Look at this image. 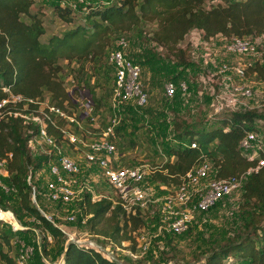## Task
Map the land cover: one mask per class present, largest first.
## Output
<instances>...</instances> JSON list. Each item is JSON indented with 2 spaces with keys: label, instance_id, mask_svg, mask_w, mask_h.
<instances>
[{
  "label": "trees",
  "instance_id": "16d2710c",
  "mask_svg": "<svg viewBox=\"0 0 264 264\" xmlns=\"http://www.w3.org/2000/svg\"><path fill=\"white\" fill-rule=\"evenodd\" d=\"M206 1L208 0L89 1L82 9L84 23L64 30L60 36L52 35L43 42L41 37L45 33V27L41 7L45 2L0 0V100L9 93L36 99L45 98L72 113L76 106L66 87V80L69 76L76 78L72 75L75 70H83L86 62L93 63L95 60H98L99 67L104 66L103 73L109 82L106 92L110 98L114 69L107 63V57L116 46L118 38L127 39L124 34L126 32L139 39L149 35L150 42L165 49L168 55L174 57L176 65L185 70L190 68L191 60L189 45L182 47V44L191 30H201L205 38L216 35L231 38L264 34V0H210L216 3L209 7L205 6ZM48 5H52V13L63 21H72L75 9L70 5L62 6L60 0ZM148 24L154 25L150 31H146ZM109 31L115 33L116 37L109 45L106 63L103 65L101 57L105 50L102 39ZM126 56L141 67L139 61L131 58L129 53ZM153 56L159 58L156 54L150 57ZM219 58L222 59L220 55ZM63 60L64 64L61 63ZM73 61L77 68L69 69V64ZM246 73L262 86V93L258 97L259 107L225 113L220 120L218 118L213 121H217L218 125L209 127L173 121L171 137L160 138L161 148L155 154L162 158V162L150 167L147 174L149 183L176 187L202 158L212 165L217 178L238 176L249 168L256 167L259 158L264 154L259 153L249 159L248 154L241 151L239 144L245 133L252 130L261 131L264 139V65L255 62ZM91 78V75L85 78V84L77 85L74 89L83 88L87 91L93 101L92 115L99 118L97 112L101 108L102 97L97 95L96 87L93 86L96 75L93 81ZM172 80L176 82L177 93L181 83L179 76H174ZM4 87L9 92L3 91ZM140 107L135 104L124 105L120 121L115 127L116 143L117 136L125 133L127 119L136 116ZM25 112L35 115L36 107L29 106ZM47 131L56 141L62 138L59 130L51 125H48ZM37 132L36 123L24 122L21 117L0 120V159L7 158L9 171V176L3 180L13 188L10 193H4L3 190L0 192L5 196H14L18 209L28 218L34 219L42 231L51 235L56 247L63 251L61 264H121L106 256L100 249L79 246L72 242L65 243V235L58 225L80 223L81 216H84L87 217L85 225L91 231L105 236L112 243L114 240L120 244L131 238L127 233L129 225L136 230L142 223V210L127 214L119 205L113 203L110 191L105 193L100 189L96 194L101 196L95 200H92L91 193L84 192L79 203L81 215L76 217L75 222L64 218V224L51 213L49 214L53 215L56 224L47 220L34 205L30 194L31 187L27 183L28 175H34L35 171L41 170L49 158L46 154L35 158L32 156L28 142ZM191 141H195L197 147H190ZM65 144L66 151H71L73 145ZM38 204L40 206L39 202ZM64 206L68 205L58 203L60 209ZM241 207L249 208L247 210L251 213L240 238L211 250L204 261L198 264H223L225 259L233 260L232 264H264V165L251 170L244 179ZM40 208L46 212L41 206ZM123 217L125 221L120 226V218ZM113 219L116 225L108 231V222ZM103 223L106 225L100 226ZM7 226L0 223V264H16L9 249L12 239L22 231L15 232ZM25 242L29 243L26 240ZM131 252L135 253L136 250L131 249ZM33 258L34 255L31 264Z\"/></svg>",
  "mask_w": 264,
  "mask_h": 264
},
{
  "label": "built area",
  "instance_id": "2783aa9c",
  "mask_svg": "<svg viewBox=\"0 0 264 264\" xmlns=\"http://www.w3.org/2000/svg\"><path fill=\"white\" fill-rule=\"evenodd\" d=\"M77 1L83 2L84 0ZM60 4L62 6L68 4L73 9L77 6L76 3L64 0H60ZM186 36L188 37L190 60L199 66L200 83L206 86L204 89L210 91L214 114L220 116L236 110L245 111L254 108L253 85L246 72L255 62L264 65V34L231 38L216 35L205 38L201 30L194 29ZM126 47L125 37L118 38L116 46L107 57V63L114 69V83L110 97L113 114L107 118L104 125L101 126L98 118L92 115L93 101L85 90L86 99L81 103L83 109L79 111V114L68 113L45 98L36 99L9 93L6 98L0 100V120L8 117H21L24 122L31 121L38 125V132L29 140L28 145L30 149L36 150L37 157L41 154L49 156L42 168L48 174L44 184L45 197L48 201L69 205L80 201L87 190V187L79 186L77 183L80 165L66 151L64 144L69 143L73 145V148L84 153L87 163L94 164L103 170L106 182L115 190V195L112 197L115 205H119L127 214H134L139 209H146L149 203L160 204L158 214L164 222L163 230L168 234L179 235L191 227L197 214L209 211L239 188L242 190L244 179L251 170L264 165V156L259 158L254 169L249 168L238 176L224 178L215 177L212 165L207 159L202 158L185 174L178 186L170 189V192L157 202L158 198L153 197L150 186H145L150 167L145 169L141 166L113 167L116 155L115 127L120 121L124 105L130 103L142 107L147 102V94L139 80L141 67L126 56ZM179 85L183 90L187 88L186 81H182ZM3 91L9 92L6 87ZM175 92V82L172 79L166 81L165 96L171 99ZM74 105L78 106L75 103ZM29 106L36 107L35 115L25 112ZM257 107H259L258 104ZM48 125L59 130L62 137L60 141H56L48 133ZM263 141V133L252 130L245 133L239 147L243 153L248 154L249 159H253L259 153L264 154ZM190 147H197L196 142L191 141ZM8 176L7 158H1L0 190L4 193L13 191V188L3 180ZM34 180L33 175H28L27 183L31 187V199L41 214L56 224L53 215L40 208ZM95 199L97 198H93L92 195V200ZM76 217L75 214L65 216L69 222H75ZM86 219L87 217L81 216L80 223L85 224ZM4 220L7 224H11V229L15 232L28 230V227L17 222L11 210L0 209V223H5ZM58 228L65 235V243L72 242L79 246L93 247L104 253L107 252L101 244L78 237L76 231L68 230L65 225H58ZM42 234L48 242L52 241L48 232L42 231ZM137 241L141 253L148 249V241L144 235H139ZM12 242L18 245L14 259L16 264H31L34 246L17 236ZM129 254L133 258L139 256L134 252ZM105 255L116 260L112 256Z\"/></svg>",
  "mask_w": 264,
  "mask_h": 264
},
{
  "label": "rangeland",
  "instance_id": "374dc122",
  "mask_svg": "<svg viewBox=\"0 0 264 264\" xmlns=\"http://www.w3.org/2000/svg\"><path fill=\"white\" fill-rule=\"evenodd\" d=\"M66 2L76 3V8L73 10L72 21L65 22L61 18L52 13V5H48L53 1H47L41 7V17L45 27V33L41 40L46 42L52 35H62L64 30L70 29L77 24L84 23L82 18V9L89 1L84 0H64ZM105 1V0H103ZM216 1H206L205 6L215 4ZM154 25L148 24L146 31H150ZM127 47L125 54L131 55V58L139 61L141 64V77L143 90L148 94L147 102L139 108L136 116L127 119L126 130L124 135L121 133L117 136L116 155L113 161V167L121 168L127 166H141L143 169L147 167H155L156 164L162 162V158L155 153L161 148L160 138L163 136L169 139L172 135L171 127L173 121H182L184 123H196L197 126H215L219 120L224 117V114L217 116L214 114V105L212 102L210 91H207L206 86L200 83L199 66L191 62L190 68L186 70L178 67L174 57L165 52V49L157 46L148 40L149 35L143 36L142 39L135 38L132 33L126 32ZM115 33L109 31L102 39L105 53L102 55V64L106 63V54L109 50ZM187 36L182 47L187 45ZM156 54L159 58L150 57ZM230 57V56H229ZM230 59V58H228ZM64 64V60L61 61ZM77 65L73 62L69 64V69ZM104 68V66H102ZM103 68L99 67L98 60L86 62L83 70H75L72 74L76 78L69 76L66 80V87L70 93L73 102L77 104L73 110L75 113L82 111L81 103L86 99V92L83 88H76L77 85H84L85 78L96 75V80L93 84L96 87V92L99 97H102L101 108L97 112L99 114L98 121L100 125H104L108 117L113 114V109L110 103L109 94L107 91L108 83L103 73ZM179 76V81H186L187 88H178L176 96L167 98L164 94V84L166 81ZM253 85V105L258 104V97L262 93V86L259 85L252 77H249ZM90 81V83H91ZM79 83V84H78ZM176 83V82H175ZM87 85H89L87 83ZM177 89V88H176ZM80 90V91H79ZM130 104V103H127ZM122 114V113H121ZM165 139V138H164ZM116 141V138H115ZM67 144H64L66 147ZM264 148V141L262 143ZM68 148V147H67ZM33 157H37L36 150L30 149ZM35 152V153H34ZM68 153L74 157L80 165V174L78 175L77 183L79 186L87 187V192L93 195V198H98L96 194L98 190H102L109 195L114 196L115 190L109 186L103 175V170L86 162L84 153L72 147ZM91 174L93 176H91ZM34 185L38 196L40 206L48 213L57 217L64 224V218L69 214H75L79 217L80 207L78 202L64 206L60 209L55 201H47L45 197L44 184L48 177L47 171L41 169L35 171L33 175ZM50 178H53L50 176ZM100 183V184H99ZM145 186L152 190L154 198H158L159 202L170 189L175 188L172 185H153L149 183L147 177ZM163 187V188H162ZM234 191L230 196L222 199L213 209L205 213L197 214L191 227L188 231L181 235L168 234L163 230L164 222L158 214V204L149 203L148 207L141 211L142 223L135 230L132 225L127 227V233L130 239L118 244L107 240L105 236L91 231L87 225L82 223H67L66 228L70 231H76L77 236L87 241H94L105 247V254L114 257L121 264H198L204 261V258L213 249H218L222 245L231 240H238L244 231L245 225L250 218V210L246 207H241L242 190ZM35 205V204H34ZM0 209L11 210L17 222L28 227V230H22L17 233L18 238H23L28 244H33L35 253L32 264H61L63 263V251L56 247L52 240L48 242L43 234L41 227L37 223L31 221L25 213L18 209V203L14 196H5L0 192ZM125 218H120V226H123ZM4 225L11 228V224H7L4 220ZM106 225L103 223L100 226ZM115 220H110L107 225L108 231L112 230ZM161 228V229H160ZM126 233V235H128ZM144 235L148 241V249L141 253L137 237ZM121 235V233L119 234ZM15 237L12 239V241ZM131 249H135L139 258L130 256ZM112 250V251H110ZM18 251V245L13 243L9 249V254L15 259ZM141 253V254H140ZM233 260L225 259L223 264H232Z\"/></svg>",
  "mask_w": 264,
  "mask_h": 264
},
{
  "label": "crops",
  "instance_id": "0c3cea01",
  "mask_svg": "<svg viewBox=\"0 0 264 264\" xmlns=\"http://www.w3.org/2000/svg\"><path fill=\"white\" fill-rule=\"evenodd\" d=\"M91 176H93L92 174H91ZM100 184V183H99ZM151 184H153V185H159V184H157V183H151ZM161 185V184H160ZM164 186V185H163ZM163 188V187H162ZM159 208H160V204L158 205V211H159Z\"/></svg>",
  "mask_w": 264,
  "mask_h": 264
}]
</instances>
